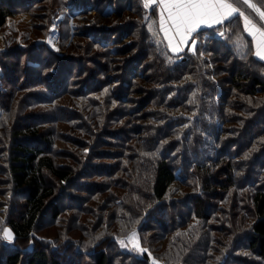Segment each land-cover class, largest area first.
<instances>
[{
	"label": "trees",
	"instance_id": "obj_1",
	"mask_svg": "<svg viewBox=\"0 0 264 264\" xmlns=\"http://www.w3.org/2000/svg\"><path fill=\"white\" fill-rule=\"evenodd\" d=\"M239 7L258 21L246 5ZM59 12L56 40L63 52L46 41ZM158 16L156 5L145 8L144 0H0V30L10 32L1 35L0 103L5 96L4 104L13 105L4 112L10 126L0 138L8 189L0 226L13 239H0V264H66L57 248L86 251L68 231L46 240L36 235L48 216L66 225L65 208L88 212L93 221L86 226L99 229L87 235L98 245L92 264H111L106 244L132 228L147 250L115 249L118 264H264V61L253 54L240 20L202 26L193 34L195 51L186 46L174 53ZM80 17L96 20L76 24ZM72 24L76 30L68 32ZM71 33L74 48L66 45ZM91 60L94 69L85 66ZM112 102L122 105L111 108ZM61 111L68 114L55 119ZM113 132L118 145L109 141ZM64 138L77 146H65ZM80 157L81 166L105 172L77 170ZM93 190L98 195L88 203H70L90 199ZM140 199L147 200L141 207ZM175 202L174 217V206H167ZM240 207L245 215L236 223Z\"/></svg>",
	"mask_w": 264,
	"mask_h": 264
},
{
	"label": "rangeland",
	"instance_id": "obj_2",
	"mask_svg": "<svg viewBox=\"0 0 264 264\" xmlns=\"http://www.w3.org/2000/svg\"><path fill=\"white\" fill-rule=\"evenodd\" d=\"M45 3H46V1H43L42 3H41V6H43V5H45ZM258 5V4H257ZM40 11V10H39ZM42 11V10H41ZM157 11H158V14H160V10H159V8L157 7ZM131 13V12H130ZM91 15H93L92 13H90ZM128 16L130 15V14H127ZM63 17V12H59L58 13V15L57 16H55L54 18H52V21H51V23H50V25H49V32H48V34H47V37H46V41H47V44L50 46H52V48H54V49H57L58 51H60V52H63V49H58V46H57V40H56V37H57V31H56V26H57V21H58V19H61ZM86 17H91V16H86ZM158 18H159V16H158ZM17 18H16V16L15 17H13L12 19H10V21H11V23L13 24L14 22H15V20H16ZM23 19V18H22ZM27 19H29L28 17H27ZM27 19H24V20H27ZM57 19V20H56ZM77 21H76V24H80V25H82V24H85V23H91V21H94V20H96V18L95 17H93L92 19H88V20H84L83 19V17H80V18H78V19H76ZM72 25H73V27H72ZM72 25H70L69 26V28H68V32H70L72 29L73 30H76L75 29V25L74 24H72ZM16 26H18V25H16ZM26 29H24L25 31H27V32H29L28 30H27V28H29V30H30V28H31V26L29 27V25L28 26H24ZM204 27V26H203ZM10 29H12V28H10ZM33 30V29H32ZM42 32V31H41ZM9 34L10 32H9V28H8V26H5V28L3 29V30H0V45H1V43L4 41V39L5 38H1V35L2 34ZM34 33V32H33ZM33 33H32V35H33ZM164 34V33H163ZM83 36H80V40H83V38H82ZM86 38V37H85ZM251 38V37H250ZM76 37H75V35L73 36V34L71 33V35H70V37H69V39H68V42L66 43V45H68L70 42V46H73V48H74V44H75V42H76ZM124 39H126V40H128L129 38H124ZM194 40H195V38H193ZM195 45V44H194ZM194 45H193V43H192V40L190 39V41H189V43L187 44V48H188V50H190V51H192V49L194 48ZM50 46V47H51ZM186 47V45L183 47V48H185ZM94 49H96V48H94ZM170 49V48H169ZM171 50V49H170ZM252 52H253V54L255 53V48H254V45L252 44ZM255 55V54H254ZM257 57V56H256ZM258 58V57H257ZM87 61H88V59H86ZM264 61V60H263ZM92 63H93V61L91 60V63H86L85 62V66L88 68V69H94V67L96 66H94V65H92ZM84 66V65H83ZM94 66V67H93ZM99 66L101 67V69L103 70V67L104 66H101V64H99ZM107 67H110V64L107 66ZM93 72L95 73V70H93ZM103 72H104V70H103ZM101 75V74H100ZM93 84V82H91L90 83V85H92ZM109 85V84H108ZM106 91H108L107 89H105ZM81 95V94H80ZM74 96H76V95H74ZM85 99V98H84ZM5 101H6V99H5V96L3 97V98H1V103H0V105H1V107H4V108H1V111H0V138L2 137L3 139L5 138V136H6V130H7V128H5V126H10L9 125V122H7V119H8V117L6 116L7 115V113H6V115H5V110H11L12 109V107H13V105H12V102L9 104H4L5 103ZM67 102V101H66ZM147 102V101H146ZM117 105V106H119V105H122V103H116V102H112L111 103V108H113V106L114 105ZM129 104V103H128ZM89 105H92V107L94 106L93 105V103H87V106H89ZM123 108H125V106H122ZM6 108V109H5ZM113 110H115V107H114V109ZM153 112L155 111V110H152ZM59 115V117H62V116H65V115H67L68 113H65V111H61V112H59V113H55V115L54 114H50V115H54L55 117V119H57V118H59L58 117V115ZM4 115H5V117H4ZM129 118H130V120H131V118H132V114L131 113H129ZM147 118V120H150L147 116L146 117H142L141 118V120L144 122L145 121V119ZM65 121V120H64ZM67 121H69V120H67ZM118 124H117V126H119V122H117ZM46 124H48V123H46ZM60 125H62V126H65L64 124H60ZM73 125H75V124H73ZM75 128H76V126H74ZM5 128V129H4ZM2 134V135H1ZM57 133L55 132V135H56ZM55 135L53 136V137H55ZM110 137V140L109 141H111V142H113L114 143V145H118L119 143V141H117L118 139H119V137H118V135L116 134V133H111L110 135H109ZM61 138V137H60ZM60 138H56V140H55V144H62V140L60 139ZM65 139V141H66V143H65V146H69V147H74V146H77V142H74L73 140H71V139H67V138H64ZM47 147L48 148H51L50 149V152H51V150H52V156H54L56 159H63V157H62V155H60V154H57V152H58V150H60V149H57V150H55V146H53V145H50V147L47 145ZM3 152H5V149H3V147L2 148H0V155H1V153H3ZM0 157H3V156H0ZM4 158V157H3ZM81 159L83 160V158L82 157H80V160L76 163V164H80V166L77 168V170L78 169H82V170H87V171H92V170H95V171H97V174H99V173H103V172H105L104 170H105V167H103V166H99V167H91V166H85V167H83L84 165H82L81 166ZM182 159H183V157H182ZM4 160H5V158H4ZM111 171H112V169H111ZM98 176L99 175H97V177H95L96 179L98 178ZM5 175H4V173L3 172H0V213L2 214L4 211H5V209H6V207L8 206V203H5L4 201H3V196L5 195V197H6V194H7V191H8V189L7 188H5L4 187V182H6L5 181ZM7 181H8V183H9V180L7 179ZM80 182V181H79ZM80 185H82L83 186V184L81 183ZM92 186V185H91ZM85 189V188H84ZM86 190V189H85ZM73 192H75L76 194H79L78 192H76V191H73ZM91 196L92 197H90V199L88 198V197H84V199L83 200H81V198L80 199H71L70 200V203H72V205H74V204H76L77 203V201H79V203H88L91 199H94L95 198V196L97 197V195H98V191H95V190H93L91 193ZM136 199L138 200L139 199V196H137L136 197ZM85 200V202H83ZM146 201L147 200H145L144 202L146 203ZM68 202L69 201H67V200H64L63 201V203L65 204V203H67L68 204ZM144 202L142 201V199H140V202H139V205H140V207L142 206V205H144ZM178 203L177 202H175V203H172L171 205H170V207H168L167 206V208H172L173 206H174V208H172V209H170L171 210V213H173V216L175 217L176 216V212H178L179 211V206L177 205ZM223 204L226 206L227 205V202H226V200H224V202H223ZM14 209H15V211L17 212L19 209H20V207H19V205H16L15 207H14ZM190 210V209H189ZM183 212L185 213V210H183ZM64 213H66V214H69L68 215V217H69V221L66 223V225H63V219L62 218H60V217H55V218H50L49 216L48 217H46V218H44V220L43 221H50V222H47L45 225H42L41 226V228L37 231V236H40L43 240L45 239L46 240V237H55V236H60L61 234H62V232H64V231H68V234H70V235H72L74 238H78V239H81L82 241H80L79 242V244H81V245H87L86 247V251H79L78 252V255H77V253H76V250H74V248L72 247V246H70L69 248H68V250L69 251H66V250H62V249H60V248H57V250H58V254H59V256L60 257H63V256H65V259H66V264H75L76 263V261L78 260L79 261V263L81 264V263H83V261H82V259L83 260H85V262L86 263H91L92 264V255H93V250H92V248L94 249V248H96V247H98V245L97 244H92L91 242H92V240L89 242V240H88V238H87V235H89L90 237H93V236H97L96 234L99 232V229L98 228H96L97 227V225L96 224H93V225H90V226H86L87 224H90L93 220L92 219H89L90 217H89V213L88 212H86V211H75V209H67V208H65L64 209ZM73 214H76V218L74 219V221L76 220V222L75 223H73V220H70V218H72L74 215ZM164 214H165V212H163L162 210H157V211H155V213H154V215H156L157 217H164ZM224 213L223 212H221V215H223ZM240 214V216H235L236 217V223H237V220H238V223H239V221H241V220H243V215H245V213L243 212V210L241 209V207L239 208V210H238V215ZM185 215V214H184ZM96 219V218H95ZM71 222V223H70ZM233 222V221H232ZM70 223V224H69ZM234 223H235V221H234ZM244 223L245 222H241V224H240V226H242V225H244ZM84 224V226H85V228H86V230H84L83 228H82V225ZM113 224H117V222H114ZM229 226V224L227 223V222H222L221 223V225L220 226ZM65 227V228H64ZM5 229H7V230H9L10 231V229H8L7 227H1L0 226V239H6L5 237H4V231H5ZM242 230L244 229V227H242L241 228ZM84 230V231H83ZM11 232V231H10ZM133 232H135L136 233V238L138 239V241H139V237H138V232H137V230L135 229V228H132V229H127L126 230V232H124V233H122V234H120L119 235V233H118V236H113L112 235V238L114 239L113 240V242L112 241H109L106 245H107V247L112 251V257H113V261H112V263L111 264H118V260H117V256H118V254L119 253H117L116 251H115V249L116 250H119V251H122V252H125V251H128V252H131V253H133V254H140V253H142V252H140V251H137V250H135L134 248H133V245H132V243H130L129 242V237L131 236V234L133 233ZM12 233V232H11ZM96 233V234H95ZM171 231H169L168 233H167V235H171ZM237 234L238 233H236L235 234V237L237 236ZM69 235V240H76V239H74L72 236H70ZM107 237H108V235H106V236H103L102 237V242H104V241H106V239H107ZM121 240H123L124 242H125V245L126 246H122L121 245V243H120V241ZM87 242H89V243H87ZM239 242L240 243H244V239H240L239 240ZM139 246L141 247V248H143V249H146V247H145V245L144 244H141L140 243V241H139ZM72 249V250H71ZM147 250V249H146ZM118 251V252H119ZM86 253H89V254H86ZM81 259H80V258ZM120 258H121V256H120ZM150 259H153V260H155V258L153 257V256H150L149 257Z\"/></svg>",
	"mask_w": 264,
	"mask_h": 264
},
{
	"label": "snow or ice",
	"instance_id": "obj_3",
	"mask_svg": "<svg viewBox=\"0 0 264 264\" xmlns=\"http://www.w3.org/2000/svg\"><path fill=\"white\" fill-rule=\"evenodd\" d=\"M241 3L256 14L258 21L241 10ZM153 4L160 10L159 29L164 33V39L168 41L172 52L183 51L190 39L194 45L193 34L202 26H224L226 22L240 20L243 31L251 37L255 56L264 60V5L258 6L253 0H144L145 8ZM220 35H225V32H220ZM236 43L240 47H247V42L242 37H237ZM192 50L195 51L194 48ZM4 237L9 241L13 239L12 233L7 229ZM128 239L135 250L146 251L139 246L135 232ZM120 243L126 246L123 240Z\"/></svg>",
	"mask_w": 264,
	"mask_h": 264
},
{
	"label": "crops",
	"instance_id": "obj_4",
	"mask_svg": "<svg viewBox=\"0 0 264 264\" xmlns=\"http://www.w3.org/2000/svg\"><path fill=\"white\" fill-rule=\"evenodd\" d=\"M259 6L264 5V0H254ZM160 15V14H159ZM167 41V40H166ZM190 41V40H189ZM168 43V41H167ZM189 43V42H188ZM187 46V45H186Z\"/></svg>",
	"mask_w": 264,
	"mask_h": 264
},
{
	"label": "water",
	"instance_id": "obj_5",
	"mask_svg": "<svg viewBox=\"0 0 264 264\" xmlns=\"http://www.w3.org/2000/svg\"><path fill=\"white\" fill-rule=\"evenodd\" d=\"M253 2H255L254 0H253ZM256 3V2H255ZM259 6V5H258Z\"/></svg>",
	"mask_w": 264,
	"mask_h": 264
},
{
	"label": "bare ground",
	"instance_id": "obj_6",
	"mask_svg": "<svg viewBox=\"0 0 264 264\" xmlns=\"http://www.w3.org/2000/svg\"><path fill=\"white\" fill-rule=\"evenodd\" d=\"M57 20V19H56Z\"/></svg>",
	"mask_w": 264,
	"mask_h": 264
}]
</instances>
